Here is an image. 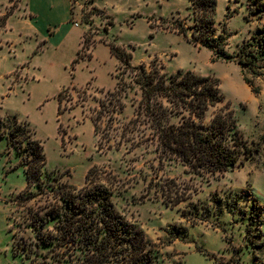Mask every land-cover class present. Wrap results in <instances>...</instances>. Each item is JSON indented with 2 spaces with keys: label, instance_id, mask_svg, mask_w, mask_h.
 Listing matches in <instances>:
<instances>
[{
  "label": "rangeland",
  "instance_id": "374dc122",
  "mask_svg": "<svg viewBox=\"0 0 264 264\" xmlns=\"http://www.w3.org/2000/svg\"><path fill=\"white\" fill-rule=\"evenodd\" d=\"M250 1L217 0L214 34L226 38L229 53L264 25ZM192 23L189 0H0V116L34 130L47 182L82 187L90 167H103L118 210L145 232L157 264H264V76L248 85L235 62H213L208 48L177 33L183 27L190 36ZM110 42L131 53V65L156 61L168 74L219 79L244 138L261 148L258 158L208 179L160 161L154 146L125 126L141 97L137 86L122 92L124 108L114 120L101 117L95 136L91 118L119 72L132 82ZM20 159L0 139V264H23L9 231L11 200L27 183Z\"/></svg>",
  "mask_w": 264,
  "mask_h": 264
},
{
  "label": "trees",
  "instance_id": "16d2710c",
  "mask_svg": "<svg viewBox=\"0 0 264 264\" xmlns=\"http://www.w3.org/2000/svg\"><path fill=\"white\" fill-rule=\"evenodd\" d=\"M189 2L193 13L190 36L183 27L177 33L188 43L208 48L213 62L238 64L246 84L263 77L264 25L237 52L229 53L226 38L214 34L217 0ZM250 2L264 16V1ZM108 45L124 70L131 72L132 82L126 83L119 72L115 90L107 92V102L100 101L98 116L91 118L95 136L100 135L101 117L114 120L112 116L123 110L122 92L137 86L141 97L125 126L129 133L139 131L140 138L154 146L160 161L177 162L189 173L208 179L258 158L261 148L244 138L230 102L220 91L219 79L192 71L168 74L156 61L131 65L130 52L112 42ZM34 135L27 122L14 115L0 116V139H6L8 147L21 155L18 165L27 181L11 200L15 208L9 217L14 251L22 263L157 264V252L145 232L118 210L113 200L116 188L104 181L105 169L90 167L82 187L59 178L47 182L41 178L46 168L43 144ZM33 187L38 191L32 192Z\"/></svg>",
  "mask_w": 264,
  "mask_h": 264
},
{
  "label": "built area",
  "instance_id": "2783aa9c",
  "mask_svg": "<svg viewBox=\"0 0 264 264\" xmlns=\"http://www.w3.org/2000/svg\"><path fill=\"white\" fill-rule=\"evenodd\" d=\"M75 25L77 26L78 24L76 23Z\"/></svg>",
  "mask_w": 264,
  "mask_h": 264
},
{
  "label": "crops",
  "instance_id": "0c3cea01",
  "mask_svg": "<svg viewBox=\"0 0 264 264\" xmlns=\"http://www.w3.org/2000/svg\"><path fill=\"white\" fill-rule=\"evenodd\" d=\"M92 2H93V0H92ZM75 25V24H74ZM76 26V25H75ZM78 26V25H77Z\"/></svg>",
  "mask_w": 264,
  "mask_h": 264
}]
</instances>
